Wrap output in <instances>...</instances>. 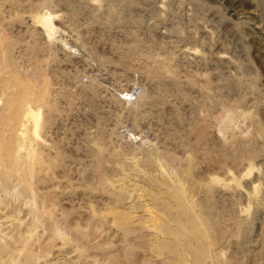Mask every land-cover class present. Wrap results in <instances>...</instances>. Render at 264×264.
Here are the masks:
<instances>
[{
    "label": "rangeland",
    "instance_id": "1",
    "mask_svg": "<svg viewBox=\"0 0 264 264\" xmlns=\"http://www.w3.org/2000/svg\"><path fill=\"white\" fill-rule=\"evenodd\" d=\"M0 264H264V0H0Z\"/></svg>",
    "mask_w": 264,
    "mask_h": 264
},
{
    "label": "built area",
    "instance_id": "2",
    "mask_svg": "<svg viewBox=\"0 0 264 264\" xmlns=\"http://www.w3.org/2000/svg\"><path fill=\"white\" fill-rule=\"evenodd\" d=\"M140 94H141V87H134L129 91L127 90L123 91L122 98L126 101H134L137 97L140 96ZM131 137H133V135H131ZM134 138L137 139L138 136H135Z\"/></svg>",
    "mask_w": 264,
    "mask_h": 264
}]
</instances>
